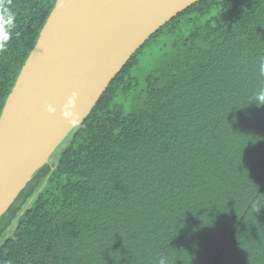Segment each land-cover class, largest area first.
<instances>
[{"label": "trees", "instance_id": "obj_1", "mask_svg": "<svg viewBox=\"0 0 264 264\" xmlns=\"http://www.w3.org/2000/svg\"><path fill=\"white\" fill-rule=\"evenodd\" d=\"M55 2L0 0V113ZM262 63L264 0L182 9L0 214V264H264Z\"/></svg>", "mask_w": 264, "mask_h": 264}, {"label": "water", "instance_id": "obj_2", "mask_svg": "<svg viewBox=\"0 0 264 264\" xmlns=\"http://www.w3.org/2000/svg\"><path fill=\"white\" fill-rule=\"evenodd\" d=\"M195 1L56 0L0 113V214L131 56ZM73 93L66 119L61 113Z\"/></svg>", "mask_w": 264, "mask_h": 264}, {"label": "clouds", "instance_id": "obj_3", "mask_svg": "<svg viewBox=\"0 0 264 264\" xmlns=\"http://www.w3.org/2000/svg\"><path fill=\"white\" fill-rule=\"evenodd\" d=\"M3 41L0 40V49L3 48ZM261 74L264 75V63H262L261 65ZM257 99L260 101L259 104L257 105H261L264 104V90H261L258 94H257ZM76 100V93H73L72 96L68 99V102L66 103V105L64 106V110L62 111L61 115L64 116L66 119L68 117L71 116V108L73 106V104L75 103ZM47 111L49 112V114H53L55 113V108L49 106L47 108ZM160 264H164L163 260L160 261Z\"/></svg>", "mask_w": 264, "mask_h": 264}]
</instances>
